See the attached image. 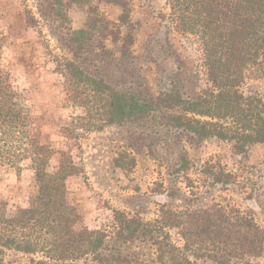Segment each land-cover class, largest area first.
Wrapping results in <instances>:
<instances>
[{"label": "trees", "instance_id": "trees-1", "mask_svg": "<svg viewBox=\"0 0 264 264\" xmlns=\"http://www.w3.org/2000/svg\"><path fill=\"white\" fill-rule=\"evenodd\" d=\"M166 1L172 27L200 47L206 84L189 93L176 85L152 90L139 72L130 0H36V12L21 0L15 11L0 14V178L9 169L19 177L26 162L35 187L30 204L13 215L0 196V264L7 251L28 256L29 264H264V228L250 210L222 197L197 206L195 199L179 207L165 203L149 219L115 208L108 224L88 228L67 198V181L81 167L33 127V110L3 66L8 38L29 29L41 36L44 23L62 50L50 54L64 79L63 102L83 110L61 127L64 136L127 125L126 148L144 142L153 159L169 155V168L180 176L191 167L188 149L203 142H226L233 155L245 157L264 145V98L244 91L250 80L264 82V0ZM102 4L118 7L115 19ZM71 8L83 14L77 28ZM134 163L125 150L114 159L123 170ZM197 179L185 185L191 198L234 176L207 161Z\"/></svg>", "mask_w": 264, "mask_h": 264}, {"label": "rangeland", "instance_id": "rangeland-1", "mask_svg": "<svg viewBox=\"0 0 264 264\" xmlns=\"http://www.w3.org/2000/svg\"><path fill=\"white\" fill-rule=\"evenodd\" d=\"M26 1L36 12V0ZM20 2L0 0V14L15 11ZM129 4L136 64L150 88L176 85L186 93L203 88L206 83L200 47L195 38L172 27L167 1L130 0ZM100 8L109 19H115L119 12L118 7L110 4H102ZM70 17L72 27L81 25V10L71 8ZM41 29L44 33L41 36L31 29L12 34L3 48L2 63L11 73L14 89L33 110V127L39 128L54 148L65 150L81 167L82 173L67 181V198L78 205L88 228L98 229L108 224L115 208L149 219L155 217L162 204L179 207L195 199L192 203L197 206L208 203L210 197L230 199L240 208L250 210L264 228V145L252 146L243 157L233 155L226 142H203L188 149L191 167L180 176L169 168V155L161 161L153 159L143 148L144 142L138 143L134 150L126 148L124 144H128L131 136L127 125L109 126L77 137L64 136L61 127L83 110L63 102L64 79L54 69L50 54L62 50L44 23ZM41 37L49 50L40 44ZM244 91H257L264 98V82L250 80ZM122 149L135 159L127 170L114 165ZM207 161L221 164L233 174L234 180L225 187H211L209 195L212 196L191 198L185 185L188 180H198L201 166ZM23 166L25 169L19 177L13 169L1 174L0 196L8 204L9 215L28 206L35 193L27 163ZM3 263L29 264V259L21 253L7 251Z\"/></svg>", "mask_w": 264, "mask_h": 264}]
</instances>
